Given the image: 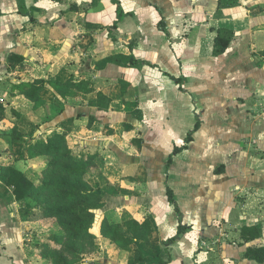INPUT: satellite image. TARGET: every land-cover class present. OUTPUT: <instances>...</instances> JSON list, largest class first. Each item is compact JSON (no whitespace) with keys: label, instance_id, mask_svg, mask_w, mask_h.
<instances>
[{"label":"crops","instance_id":"0c3cea01","mask_svg":"<svg viewBox=\"0 0 264 264\" xmlns=\"http://www.w3.org/2000/svg\"><path fill=\"white\" fill-rule=\"evenodd\" d=\"M238 1V5L218 8L217 0H0V164L11 159L7 164L14 163L19 152L23 157L27 154V145L16 146L8 134L14 126L28 142L64 133L78 144L71 146L74 150L94 155L86 180L102 195L93 229L99 250L86 254L85 264H145L147 260L135 263L130 253L119 251L100 234V225L103 220L119 222L148 214L157 224L150 247L167 253V264H264L244 256L248 246L264 245V165L258 166L264 146L259 144L257 154L250 151V143H244V138L256 140L251 113L264 107V17L258 16L261 9L253 0ZM117 6L123 16L111 27ZM240 25L244 28L239 31ZM218 28L234 33L222 54L213 53ZM207 30L212 39L204 42ZM114 54L131 55L136 62L118 65L112 61ZM207 74L212 80L205 79ZM172 76L181 78L183 90ZM50 77L86 81L93 91L59 98L62 112L46 121V116L32 111L33 102L15 85ZM122 82L127 83L124 94ZM171 82L193 102L195 91L201 89L212 88L223 98L233 93V102L242 110L238 152L255 160L253 167L245 168L235 158L234 186L228 183L226 194L224 188L215 202L210 199L205 216L200 207H207L206 199L193 187L199 186L200 175L208 176L209 166L207 162L201 172L197 169L199 178L190 171L188 156L195 139L185 151L173 155L166 167L173 146L181 144L188 132L183 129L180 136L173 132L169 114L176 92L165 95ZM45 91L46 100L55 97L51 89ZM98 91L112 98L108 108L97 105ZM222 175L213 179L212 186L225 184ZM166 185L187 227L169 245L162 241L175 233L177 214L167 201ZM178 193L181 199L175 197ZM256 196L262 199L258 202ZM18 205L0 178V240L7 251L19 243L18 220H25L30 233L40 226L60 232V227L42 222L33 212L23 217ZM169 206L175 213L167 218ZM244 225L258 226L261 237L242 240ZM0 264L18 263L10 259Z\"/></svg>","mask_w":264,"mask_h":264},{"label":"trees","instance_id":"16d2710c","mask_svg":"<svg viewBox=\"0 0 264 264\" xmlns=\"http://www.w3.org/2000/svg\"><path fill=\"white\" fill-rule=\"evenodd\" d=\"M57 1V0H54ZM238 0H217L218 8L238 5ZM75 6V5H72ZM22 8V13H24ZM123 10L116 7V18L111 27H115L121 20ZM161 22V21H160ZM233 31L227 28H218L213 38V53L222 54L228 48L233 38ZM112 61L122 66H132L136 60L131 55L114 54ZM179 89L180 77H171ZM18 92L33 102V108L45 110L46 121L52 116L62 112V105L59 98L65 99L80 91L88 93L93 87L86 81L74 82L73 79H60L50 77L40 78L33 81L20 82L15 85ZM49 88L55 94L54 98L46 100L45 90ZM127 89V83L122 82L121 93ZM112 98L103 91L97 92V105L108 108ZM48 107H45V105ZM48 110V111H47ZM51 110V114H49ZM200 119L197 118L193 128L188 131L179 145H174L166 160V167L171 163L173 155L185 151L188 144L193 141V133L199 129ZM36 127H40L37 125ZM8 134L12 142L18 145H27V154L21 160L42 157L45 165L40 169L39 179H33L26 170L17 165V158L14 163L0 165V178L11 189L16 201L31 202L33 207H40L33 214L40 218L56 219L60 225L61 232L50 234L52 241L60 248H51L44 244V257H49L52 264H85L84 256L99 250L96 243V234L93 232L97 225V211L100 207L102 195L99 189L94 188L86 180V169L92 165L94 155L85 156L69 146L67 136L64 133L54 132L46 139L37 138L28 142L17 126H14ZM222 165V164H221ZM217 173V169H214ZM165 193L167 201L172 204L177 214V226L173 235L162 241V244L169 245L175 241L180 233L187 227L181 219V211L174 198L172 189L166 185ZM157 230V224L153 215L128 216L119 222L109 223L103 220L100 225V234L114 243L119 251L128 252L132 255L135 263L146 260L147 252L156 255L153 259H147L145 264H167V260L160 257L159 253L150 247V236ZM261 237L260 228L256 225H244L240 228V238L245 242ZM244 256L257 263H264V245L248 246Z\"/></svg>","mask_w":264,"mask_h":264},{"label":"rangeland","instance_id":"374dc122","mask_svg":"<svg viewBox=\"0 0 264 264\" xmlns=\"http://www.w3.org/2000/svg\"><path fill=\"white\" fill-rule=\"evenodd\" d=\"M252 3L255 5L256 8L261 9V12L257 13L258 16L264 17V0H253ZM243 28L244 26L240 25L238 30L240 31ZM171 33L174 34L173 29ZM206 33H209V36H207V39H203L204 42L208 40L210 41L212 39L210 37L209 30H207ZM161 36L164 37V34L162 32ZM261 61L262 60L258 59V66H261ZM178 69L179 65H177V72ZM245 69H247L248 71V67ZM205 79L212 80L211 76L208 74ZM8 80L9 83L12 82L11 78H9ZM186 82L187 81H185V83ZM170 85L171 87L165 89V95L171 94L173 96V93L176 92V96L173 99L172 109H170L171 115L169 114L170 120L173 123L172 128L174 134L180 136L183 129H188V131H190L193 128V124L196 122L197 118L200 119V131L198 132V134H196L197 130L193 133V139H195V141L189 152L188 159H191V161L188 164L190 171L195 173V175L199 178L200 167L202 166L204 168L208 162V176L201 177L200 175V179L198 181L200 182L199 186L195 185L193 187V190H196L200 194L202 193L203 199H206L207 207L206 205H202L200 207L201 211L204 212L203 214L205 216V214L210 210V202H215L216 196L218 197L217 193L219 191L222 192L225 187L229 186L228 183H231L234 186L232 176L234 175L233 171H235V169L233 168L235 166V164L233 163L235 158H239L241 160L240 165L245 168L253 167V165L255 164V160H253L251 157H248L247 155H243L238 152L241 144V142L239 141V134H241L243 131V127H241L240 129L241 125H239V117L242 113V110H240V107H238L233 102V93L231 92L225 93V98H223V94L217 92L216 90H212V88L207 91L201 89L195 91L194 98L196 102H193L190 95L187 93L180 92L173 82H171ZM41 107H32V111L35 114H40L39 116L42 118L46 116V113L45 110L43 111V109H41ZM45 107H48V105L46 104ZM194 111L198 113L197 117H195ZM7 112L10 113L11 110L7 109ZM51 112L52 111L49 110V114H51ZM13 115L15 117V113H13ZM251 115V120L254 127L257 129V134H260V136L264 135V107L257 108V111L252 112ZM257 134L254 131L256 140H253L250 137L244 138V143H248V146L250 143V151L258 154L261 152V149H259V144H262L264 146V138L257 136ZM67 139L70 147L73 145L75 147H78V144L75 142L74 139H72V137L69 136L67 137ZM181 142L182 141L180 140L179 143ZM17 156V165L29 172L33 179H39L38 176L41 175L40 169L46 163L45 159H43L42 157H36L24 161L20 159L23 158L22 152H19ZM10 161L13 160L11 159L3 161L0 165H7V163ZM261 165H264V158H259L258 166ZM215 168L217 169V173L214 172ZM220 174L224 175L225 184L219 183V185L212 186V184L214 183L213 179H220ZM232 185L231 187H233ZM193 193L194 191H192V194ZM224 193L226 194V188ZM177 196L179 199L182 198L179 193L175 195V197ZM233 196L234 193L231 194V197ZM259 198L262 199L261 197H257V201ZM210 199L212 200L210 201ZM17 202L19 203L18 211L22 214L23 217L25 215H29L30 212H34L38 209H41L40 207H33L31 205V202H28L26 205L24 204L25 202ZM260 205L261 204L259 203L258 207H263ZM169 208L170 210H168L167 212V218L170 215L173 216L175 213L171 206H169ZM229 213L231 214V211H229ZM42 219L44 220L42 222H45L48 225L52 226L53 224H55L54 228L56 229H58L57 227H60L56 219L53 217ZM18 222L19 228L16 231V238L19 243H14L12 248L7 251V247L5 246L6 244L0 240V256H4V258H0V260L2 262H10V259H15L18 264H30L31 261L36 262V264H52L50 258L44 257L42 253L44 252V244H48L51 248L54 249L60 248V246L55 244L52 241V238L49 237L50 234H55L53 233V230H51V232H47L46 230L42 229V226H40L39 228H35V230L30 233L31 230L25 227V220H18ZM112 222L114 221H111L109 223ZM173 230L174 227L169 232H173ZM31 236H33V238H31ZM190 236H193V234H191ZM5 251L7 253H5ZM155 255L156 254L153 252H147L146 260L153 259ZM159 255L164 260L168 259L167 253H159Z\"/></svg>","mask_w":264,"mask_h":264}]
</instances>
